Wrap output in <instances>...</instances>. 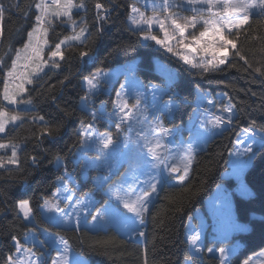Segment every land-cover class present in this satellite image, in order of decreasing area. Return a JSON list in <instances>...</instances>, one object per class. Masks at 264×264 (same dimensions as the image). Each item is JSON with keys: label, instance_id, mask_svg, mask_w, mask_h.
Instances as JSON below:
<instances>
[{"label": "trees", "instance_id": "trees-1", "mask_svg": "<svg viewBox=\"0 0 264 264\" xmlns=\"http://www.w3.org/2000/svg\"><path fill=\"white\" fill-rule=\"evenodd\" d=\"M36 0H0L8 11L3 21L4 35L0 38V91L3 78L15 56V49L22 47L27 32L34 25ZM97 0H85L87 11L74 9V19L86 20L90 35L86 45L73 43L62 49L65 59L59 68L50 67L41 77L28 87L26 95L33 100L32 108L24 111L23 122L9 126L10 131L3 135L21 148L19 157L21 168L8 167L11 171L0 169V264L14 253L12 237L16 236L24 243L25 233L29 229L38 231L47 229L50 233L69 241L72 250L91 264H219V258L192 255L187 243L186 230L189 221L196 212L205 209L207 200L222 184L231 186L223 175L229 170L231 153L239 134L255 124L256 132L264 135V75L254 71L260 68L264 73V17L253 15L245 34L241 31L237 41L238 48L252 67L244 61L231 58L234 65L223 72L200 74V70L189 69L170 53L157 47L155 42H144L138 33L129 27V5L135 0H99L111 9V16L105 21L96 20L95 3ZM71 29L57 23L55 30L49 32V42L53 45L70 35ZM90 55L81 58V51ZM231 57V55H230ZM156 60L169 66L177 73L173 85V94L178 106L173 115L163 116L165 127L170 129L186 126L196 106L197 91H206L213 97L223 93L235 105L236 116L233 125L213 138L208 147L196 155L188 180L184 185L165 184L157 200L147 215V224L143 238L129 239L115 228L90 231L86 228H62L46 221L42 214L44 199L51 200L56 193L60 178L65 169L77 175L81 193H94L97 199L94 210L108 202L106 186L97 188L92 180L93 172L81 181V163L75 165V154L80 148L81 138L78 131L82 123L92 121V117L81 107L82 97L87 95L83 85L86 78L100 71L136 63V75L145 85L165 86L166 78L157 72ZM195 73V74H193ZM121 80L109 93L99 96L107 109L112 111L116 93ZM2 102V101H0ZM33 116H43L49 125L59 126L54 137L40 136L44 122L33 121ZM107 121L99 120L101 132L107 129ZM37 158L33 164L31 157ZM60 156L65 167H56V157ZM119 175L111 178L113 182ZM245 183L252 194L248 197L234 196L237 220L248 224L249 230L235 234L232 241H241L242 248L230 257L229 264H242L244 259L264 252V149L256 150L253 162L245 173ZM28 199L32 208L34 223L26 222L19 214L17 203ZM206 248L210 243H206ZM146 253V256H145ZM55 255L52 251L51 257ZM47 264L50 258L46 259Z\"/></svg>", "mask_w": 264, "mask_h": 264}, {"label": "snow or ice", "instance_id": "snow-or-ice-1", "mask_svg": "<svg viewBox=\"0 0 264 264\" xmlns=\"http://www.w3.org/2000/svg\"><path fill=\"white\" fill-rule=\"evenodd\" d=\"M143 10L137 6V3H131L129 7L128 20L130 30L138 33L143 41H153L165 52L177 57L189 69H199L200 74L209 72H223L234 65L231 58H238L244 61L248 67L246 57L238 48L237 41L240 38L241 31L246 34L250 18L253 15L264 17V0H143ZM35 8L34 25L27 32V39L22 47L15 49V56L11 60V65L7 69L3 78V88L0 91V169L11 171L7 166H15L17 170L21 168V161L18 155L20 145L11 139L5 142L3 134L10 131V125L15 126L17 122H23L25 116L18 110L20 105H32V98L26 93V85L34 83L33 77L43 72L45 67L59 68L60 61L65 59L62 45L72 46L70 42H79L86 47V40L90 33L87 28V21L74 19V9L87 11L85 0H36L34 5L29 8ZM96 10V20L105 21L111 16V9L105 7L104 3L97 2L94 5ZM151 15H148V11ZM8 11L0 4V38L4 35L3 21L5 13ZM183 12L190 15H183ZM67 25L71 29V34L66 35L54 46L50 45L48 36L50 30H55L56 24ZM158 29V31H156ZM162 33V36L160 35ZM47 49V59H45V50ZM231 53V57H230ZM80 57L90 55L89 51H81ZM3 61L0 59V65ZM255 72L264 75L260 68L254 69ZM195 74V73H193ZM100 73L86 78L88 85V95L82 97L83 107L87 108V102L90 96L95 95L99 90ZM144 86L139 81H131L121 85V92L116 93L114 101V110L112 112H102L100 116L96 112H91L92 121L82 123L78 131V137L81 138L80 148L88 149L95 145L99 146V151L104 152L105 156L118 155L126 163L134 164L130 168V176L126 178L112 192L114 198L122 204L126 213L131 216L119 213L116 210H109L105 205V215H110L120 220L121 229L125 231L129 239H132L133 233L144 237L145 233L138 228L133 227L137 221L140 225L145 223V214L149 211L148 205L151 202L153 194L157 193L158 186L165 184L168 180L175 179L176 183L184 185L188 180L192 165L196 159L197 146L200 143H207L209 137L198 134L195 143L184 144L181 142L173 147L169 138L173 136V129L167 128L164 122L156 117L154 121L147 125L148 131L141 136L139 132L133 141L131 135L125 136L121 141L119 134L123 132L131 133L133 124H141L145 119V110L140 105L145 96L141 89ZM127 89V91H124ZM153 100H159L160 103L153 104V107L160 112L171 114L176 108L172 99L167 103L162 100V90L151 87ZM129 99H134L135 103L129 104ZM209 105L215 104L208 100ZM13 106L9 108L8 106ZM234 107L231 102L216 109L219 113L225 115L213 114L212 118L201 121V127L207 128L211 125L212 129L222 128L224 125L233 124ZM29 109L25 108L24 111ZM101 117H107L109 120L115 117V133L108 131L98 133L95 130L94 122ZM33 121L44 122L40 129V136L54 137L59 132V126H51L45 121L43 116H33ZM127 125V127H125ZM246 137H252L253 143H256L255 124L245 128ZM141 140L144 141L141 144ZM135 144V148L133 147ZM240 143H244L243 140ZM259 144L264 149V135L260 137ZM4 150H10V155ZM247 157L244 160H238L236 167L243 170L252 160L255 152L252 144H247L241 153ZM100 159V157H97ZM32 163H37L35 156L31 157ZM56 163L61 164V157H56ZM67 173V169H65ZM168 173L164 176L163 173ZM181 173L179 176L174 174ZM145 176L148 179L141 180ZM67 176L60 178V185L63 191L69 193L64 196L67 201L66 207H62L59 202L61 189H57L55 201L44 199L41 207L46 213H54L48 216V219L57 225L71 224L75 219L76 228H79L81 216L80 213L86 212L91 199L77 200L72 202V194L66 186ZM139 185V187H138ZM247 191V189H245ZM250 194V193H249ZM19 214L23 219L33 222L32 208L28 199H21L17 203ZM66 208L70 209L66 210ZM98 218H102L101 212L92 216V228L98 227L96 223ZM87 223V216L84 217ZM46 239L41 240L36 232L29 229L25 233V243H21L16 236L12 237L14 253L5 258L4 264H47L45 259L48 249L55 250L58 254L50 257L51 264H68V252L70 250L69 241L56 233H50L47 229L43 230ZM187 243L195 253H203L205 249L202 246V232L199 229L193 231L188 237ZM37 246L45 251L37 252ZM206 251L210 254H219V264H225L230 255V251L224 247H208ZM146 256V253H145ZM73 264H86L81 258L73 261ZM144 264H148L145 258ZM242 264H250L249 259H244Z\"/></svg>", "mask_w": 264, "mask_h": 264}, {"label": "rangeland", "instance_id": "rangeland-1", "mask_svg": "<svg viewBox=\"0 0 264 264\" xmlns=\"http://www.w3.org/2000/svg\"><path fill=\"white\" fill-rule=\"evenodd\" d=\"M137 3L138 7H141L143 10L144 4L143 0H135ZM74 11V10H73ZM148 15H151V11L149 10ZM183 15H190V13L183 12ZM129 23V22H128ZM130 27V24H129ZM158 31V29L156 30ZM50 32V31H49ZM162 36V33L160 34ZM49 39V36H48ZM144 42H149V41H144ZM71 44L73 43H79V42H70ZM66 47L65 45H62V49ZM157 47H159L157 45ZM160 48V47H159ZM47 49L45 50V59H47ZM171 55V54H170ZM231 55V53H230ZM172 56V55H171ZM175 59H178L177 57L173 56ZM58 62H60L59 58H56ZM179 60V59H178ZM182 62V61H180ZM156 70L158 73L162 74L166 78V84L165 86H155L158 89L162 90V100L164 103H167L169 99H172L175 104L176 108L178 106V100L175 99L176 94L174 92L173 94V85L177 81V73L175 70L170 68L169 66L165 65L164 63L160 62L159 60H156ZM183 63V62H182ZM187 66V65H186ZM49 67H45L43 72L38 73L37 77H33V79H37L41 77L48 69ZM136 68L137 64L136 63H131V64H126L117 68H114L109 71H100L97 73H100V78H99V90L96 92L95 95L90 96L89 101L87 102V108L83 107L84 101L81 102V107L88 112L90 115L91 112H96L98 116H100V113L102 112H112L107 109V105L105 102H100L99 101V96L103 93H109L110 90L113 88V86L118 82V80H121V85L129 83L131 81H139L141 84L144 86L141 90L144 91L145 96L142 100V103L140 105L141 109L145 110V119H143V122L141 124H133V128L131 133L129 132H123L119 134L118 139L121 141L125 136L131 135L133 138V141L136 139V134L139 132L141 136H143L147 131V125L152 123L156 117H159L161 120L163 116H166L170 118L174 111L169 114L166 111L165 112H160L157 111L154 107L153 104H159L160 101L153 100L152 92H151V87L152 85H145L143 82L137 77L136 75ZM193 70V69H192ZM197 70V69H195ZM95 73V74H97ZM94 74V75H95ZM93 75V76H94ZM92 77V76H91ZM86 79L83 81V85L87 90V95H88V85L86 84ZM30 85H26L27 89ZM121 87L119 89V92H121ZM124 91H127L125 89ZM208 100H212L215 104V107L213 105H209L207 103ZM230 101L226 98V95L223 93H220L216 95L215 97L211 96L209 92L206 91H197V97L195 100V106L196 109L191 117V119L188 121L186 126L180 127V128H175L173 129V136L169 138V141L172 142L173 147L177 144H180L183 142L184 144L187 143H195L197 139L198 134H203L205 137H209L207 143H200L197 146V153L196 155L204 151L207 147L209 142L215 138L216 136H219L222 134L223 131L226 129L230 128L231 126L224 125L222 128L218 129H212L211 125H208L207 128L201 127V121H205L206 119L212 118L213 114L217 115H225L227 116V113H219L216 111L217 108L222 107L224 105H227ZM135 103L134 99H129V104ZM9 108H12L13 106L9 105ZM20 108H27L31 109L32 105H20L18 106V109ZM235 115L233 116V119L236 116V112L234 109ZM91 116V115H90ZM92 117V116H91ZM99 120H105L107 121V129L104 132L111 131L115 133V117L113 119L109 120L107 117H101L98 118L94 122V127L96 132L98 133H103L99 130L98 126V121ZM163 121V120H162ZM93 122V121H91ZM20 122H17V124ZM16 124V125H17ZM11 126V125H10ZM127 127V125H125ZM81 129V127H80ZM4 135V134H3ZM262 135L258 132H256L255 140L256 143H253V138L252 137H246L244 130L239 134L236 144L234 146V149L231 153L230 157V165H229V170L224 173L223 178L225 181H230L232 182L231 186H228L227 184H222L220 185L214 192V194L207 200L205 209L200 210L196 212L194 218H192L187 226L186 230V237L188 240V237L193 234V231L196 229L201 230L202 232V246L205 249L204 252H206V255L208 256H213L219 258L218 253H208L206 251V243H210V247L213 248H219V247H224L229 250H235V251H230V255L228 257V260L225 262V264L230 263V257L236 253L239 249L242 248V243L241 241H232V238L235 234L241 233V232H247L249 230V225L248 224H243L240 223L237 220L236 216V211H235V205H234V196L239 195V196H244L248 197L252 194V191L248 187V185L245 183L244 178H245V173L246 171L250 168L253 158L248 164L246 168L243 170L237 169L236 162L238 160H244L247 159V157L238 155V153H241L244 149V147L247 144H252L253 145V150L256 152V150L260 147L259 140ZM243 140L244 143H240V141ZM144 141L141 140V144H143ZM133 147L135 148V144L133 143ZM21 148V146H20ZM18 150V155L19 151ZM7 152L8 155H10V150H4ZM3 154V153H0ZM97 157H100V159H97ZM75 165L78 163H81V172L79 174L81 181L86 180L90 173L94 171L92 180L97 186V188L102 189L103 187L106 186V189L104 190L105 193L108 195V202L105 205L109 206V210H116L119 213H122L127 216H131V214L126 213V210L122 207V204L118 202L114 196L112 195V192L116 189L118 185H120L126 178L130 176V168L134 167V164H129L126 163L124 160H122L118 155L113 154L112 156H105L104 152L99 151V146L95 145L91 148L88 149H81L79 148L77 153L75 154ZM194 164V163H193ZM12 165H9L7 167H10ZM193 166V165H192ZM56 167L62 168L65 167V164L61 160V164L58 166L56 163ZM191 172V171H190ZM119 175L113 182H110L111 178L114 177L115 175ZM181 173L174 174L175 176H179ZM164 176H168V173H163ZM190 175V173H189ZM67 176L66 179V186L70 190V193L72 194V202L75 203L77 200H86V199H91L92 204L88 206L86 212L80 213L81 220L79 224V229L81 228H86L90 231H99V230H106L108 228H115L120 234L123 236L128 237V235L125 233V231H122L121 229V224L120 220L118 218H115L110 215H105L104 209L105 205L100 207L98 210H94L97 199L95 198L94 193H81L80 191V184L77 181V175L73 172H68L67 173L64 171L63 177ZM148 179V177L142 176L141 180ZM187 181V180H186ZM185 181V182H186ZM165 184H170V185H180L176 183L175 179H169L167 183ZM165 184H161L158 186V191L157 193L153 194L151 198V202L148 205V209L150 210L154 202L157 200L158 195L162 189V187ZM139 187V185H138ZM58 188L61 189V194L59 197V202L61 203L62 207H66L67 201L64 200V196L68 195L69 193H66L63 191V188L60 185ZM247 189V191H245ZM57 193V191H56ZM55 193V194H56ZM250 193V194H249ZM54 194V197H55ZM54 197L51 199L54 202L55 199ZM66 210H69L66 208ZM101 212L102 218H98V221L96 222L98 224V227L95 229L92 228V216L96 215L97 212ZM149 212V211H148ZM148 212L145 214V223L143 225H140L138 221L132 225L133 227L138 228L140 231H143L145 233V228H146V220H147V215ZM42 214L43 217L46 221L54 224L48 219V216L54 215V213H46L43 208H42ZM22 217L23 215L20 214ZM85 215L87 216V223L85 222ZM26 221V220H25ZM29 223V221H26ZM34 223V220L33 222ZM58 227L62 228H76L75 225V219H73L71 224H65V225H57L54 224ZM36 232L37 236L39 239L44 240L46 239L45 234L43 230H38L34 231ZM133 238L134 239H141L143 237H140L133 233ZM25 243V239H24ZM190 246V245H189ZM45 251L44 249H40L39 246H37V252ZM52 251H55L53 249H48L47 250V255L45 259H49L51 256ZM190 252L192 255L196 256H202L204 253H195L191 250L190 247ZM58 253L55 251V255ZM54 255V256H55ZM83 259V261L86 262V264H91L88 260H86L83 256L80 254L74 252L72 248L70 247V250L68 252V264H73V261H75L77 258ZM250 264H264V252L258 254L257 256L253 257L252 259L249 260ZM51 264V260L50 263ZM187 264H192V262H188Z\"/></svg>", "mask_w": 264, "mask_h": 264}]
</instances>
